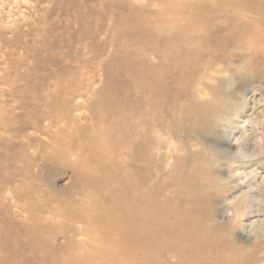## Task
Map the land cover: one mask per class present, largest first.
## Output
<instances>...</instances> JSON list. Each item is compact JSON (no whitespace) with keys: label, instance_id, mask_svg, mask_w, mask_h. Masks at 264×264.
Returning <instances> with one entry per match:
<instances>
[{"label":"rangeland","instance_id":"obj_1","mask_svg":"<svg viewBox=\"0 0 264 264\" xmlns=\"http://www.w3.org/2000/svg\"><path fill=\"white\" fill-rule=\"evenodd\" d=\"M131 179L151 237L132 264H264V0H0L5 264H43L20 252L35 225Z\"/></svg>","mask_w":264,"mask_h":264},{"label":"bare ground","instance_id":"obj_2","mask_svg":"<svg viewBox=\"0 0 264 264\" xmlns=\"http://www.w3.org/2000/svg\"><path fill=\"white\" fill-rule=\"evenodd\" d=\"M173 29V27L167 26L164 31L169 30L170 32ZM182 37L187 40L188 54L195 57L194 67H197L202 59L214 57V47L211 44H215V41L212 43L206 30L191 32L189 35L184 34ZM158 72L161 71L153 73L154 78L158 81L157 84L162 83L161 75ZM206 75L211 78L210 75L213 76V73ZM204 84L206 86L208 81ZM201 91L202 89L198 90V92ZM202 97L204 96L201 95L200 100ZM229 127L230 130H233L231 126ZM96 138H94V142L98 143ZM242 138V134L239 135V139ZM105 140L103 148L110 147L111 143H108V139ZM95 166H99V163L93 167ZM109 180L102 177L97 179L96 183L108 182L107 191L111 192L115 189L110 187ZM124 187L128 188L127 192H131L127 198H123L122 195ZM136 187H139V181L131 179L125 183L121 182L120 191L113 193L114 197L111 196V199L106 192H100L96 198H90L88 201L76 198L79 207L74 206V209L54 208V211L43 218L42 224L35 225L36 230L34 229L35 231L32 232L34 234L30 233L31 236H34L36 233L41 235V232H48V235L43 238H33L29 247L23 246L20 252L24 253L29 248L28 251L34 257L41 259L43 264H95L91 262L95 258L101 259L97 264H132L131 259L146 253L148 250L146 245L149 239L151 240L146 228L148 223L145 218L147 204L144 196L146 191L142 188L137 193H133L132 191ZM84 191L88 192V190ZM59 235L65 237L68 247H75V253L65 256L64 250L58 256V252L52 248L50 240H55ZM5 244H7L6 240H0V264H5Z\"/></svg>","mask_w":264,"mask_h":264}]
</instances>
